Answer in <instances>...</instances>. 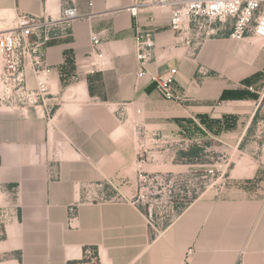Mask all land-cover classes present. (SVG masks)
<instances>
[{
	"label": "crops",
	"instance_id": "crops-1",
	"mask_svg": "<svg viewBox=\"0 0 264 264\" xmlns=\"http://www.w3.org/2000/svg\"><path fill=\"white\" fill-rule=\"evenodd\" d=\"M134 1L0 0L13 17L56 15L72 4L87 14L42 46L52 69L46 104L26 114L0 107V196L11 205L0 216V264H264L262 41L212 38L191 57L167 11L134 17ZM137 28L156 39L158 61L148 70L178 69L182 101L138 77ZM92 32L104 52L94 72ZM135 124L153 141L181 142L162 170L230 162L223 189L205 192L160 232L133 200L101 199L103 185L124 180L140 157L156 166L151 138L138 145Z\"/></svg>",
	"mask_w": 264,
	"mask_h": 264
},
{
	"label": "built area",
	"instance_id": "built-area-1",
	"mask_svg": "<svg viewBox=\"0 0 264 264\" xmlns=\"http://www.w3.org/2000/svg\"><path fill=\"white\" fill-rule=\"evenodd\" d=\"M159 9L169 13L175 42L184 46L191 57H197L207 40L226 36L240 41L256 37L262 41L264 48V0H135L128 8L134 17L145 10ZM86 16L75 4L63 7L56 15L19 12L13 25L0 30L1 108L26 114L31 108L38 112L46 104L52 69L46 62L42 46L52 40L54 30L68 29L73 22ZM90 37L91 53L87 66H91L90 71L94 72L101 67L99 61L104 58V52L100 34L92 32ZM134 44L138 77H149L166 99L182 101L184 94L176 88V67L168 68L166 75L148 70L151 62L158 61L153 32L137 28ZM28 71L33 73L35 87L29 86ZM78 78L79 75L74 77L75 80ZM229 164L226 157H221L206 169L191 170L189 174L140 170L136 177V189L140 190L137 202L139 205L142 201V206H139L153 231L160 232L161 228L172 223L181 211L200 197L182 205L183 187L196 189L197 193L202 188L208 189L218 183L217 190H222L225 185L222 180ZM137 202L133 201L135 204ZM158 208L172 211L171 218L165 224L157 220ZM192 251L193 248H190L188 254Z\"/></svg>",
	"mask_w": 264,
	"mask_h": 264
},
{
	"label": "rangeland",
	"instance_id": "rangeland-1",
	"mask_svg": "<svg viewBox=\"0 0 264 264\" xmlns=\"http://www.w3.org/2000/svg\"><path fill=\"white\" fill-rule=\"evenodd\" d=\"M15 22V17H13L9 12L5 13L4 11H0V30L2 29H6L9 28L11 25H13V23ZM1 101V99H0ZM2 103H5L4 101H2ZM135 130H136V136H137V143L138 145L142 146L143 144H145V141L150 139V146L151 148L156 152L154 155V158L157 160L156 163L154 162V164H156V166H152L150 168L145 167V161L144 160H148V155H144L142 157H140V161L138 163H136V166H134V168L132 170H130L127 173L126 178H122L124 180L120 181H116V182H110L109 184H107L108 186H104L103 187H108V189L106 188L105 191H103V195L101 196L102 200H107V199H114V200H127V199H131L133 201L138 200L139 195H140V190L136 189L137 186V182H136V177L137 174L140 170H144L146 172L149 173H154V172H164L167 174H171V173H179L182 172L183 174H189L192 173V171H183L185 168H182L180 170H173V171H167V170H162L165 168H162V163H166V164H171V158L172 155L175 153V147L174 145H176L178 143H181L180 141H173L171 142H161V141H153V139L155 137H153L152 135L148 136L147 134H144L143 129L141 130V128L139 127L138 124H135ZM140 132V133H139ZM147 132V131H146ZM215 146H219V143H216ZM144 148V146L142 147ZM217 153H219V155L222 156V153H224V150H217ZM223 157V156H222ZM216 161V160H215ZM185 162V161H184ZM215 163V162H214ZM158 164V165H157ZM170 166H167V169ZM207 167H198L197 169L199 170H204ZM131 179H129V177H131ZM129 180H132V182H130ZM223 182L226 183L227 181V175L225 176V178H223L222 180ZM132 185L133 189H132V193H128V185ZM218 183L215 184L214 186L208 187V189L202 188L201 190H199V192H195L196 189H192V188H187V187H183L182 188V192H183V196L181 198V204L185 205L186 202H190L192 199L202 196L203 194H205V192L209 191H213L216 187H217ZM146 196H145V200H146ZM179 199V198H178ZM138 204V202H137ZM139 205L142 206V201L139 202ZM145 206V205H144ZM0 216H2L4 219L6 218L5 216L10 214V210L7 209L9 207H11L10 204H5V200L4 197L0 196ZM172 215V211L170 209H161L158 208L156 211V216H157V220L160 223H166L168 219L171 218Z\"/></svg>",
	"mask_w": 264,
	"mask_h": 264
},
{
	"label": "trees",
	"instance_id": "trees-1",
	"mask_svg": "<svg viewBox=\"0 0 264 264\" xmlns=\"http://www.w3.org/2000/svg\"><path fill=\"white\" fill-rule=\"evenodd\" d=\"M182 154H183V155H185L186 153H185V152H183Z\"/></svg>",
	"mask_w": 264,
	"mask_h": 264
}]
</instances>
